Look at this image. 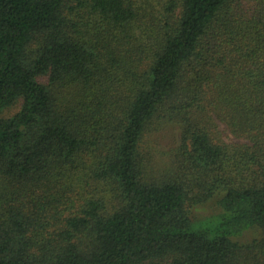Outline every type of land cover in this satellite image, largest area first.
I'll list each match as a JSON object with an SVG mask.
<instances>
[{"label":"trees","instance_id":"obj_1","mask_svg":"<svg viewBox=\"0 0 264 264\" xmlns=\"http://www.w3.org/2000/svg\"><path fill=\"white\" fill-rule=\"evenodd\" d=\"M0 264H264V0H0Z\"/></svg>","mask_w":264,"mask_h":264},{"label":"rangeland","instance_id":"obj_2","mask_svg":"<svg viewBox=\"0 0 264 264\" xmlns=\"http://www.w3.org/2000/svg\"><path fill=\"white\" fill-rule=\"evenodd\" d=\"M151 139L155 142V145L159 150L169 151L176 145L177 134L176 131L172 129H167L159 133L153 134V136H151ZM217 200L218 198H214L207 204L196 208L192 212L193 219L196 221H201L199 222V224L196 225V227H200L203 229H213V227L217 224L219 220V215H215L218 212L215 205ZM254 237L255 232L248 231L245 232L240 238H237L236 241L246 243L250 242Z\"/></svg>","mask_w":264,"mask_h":264}]
</instances>
